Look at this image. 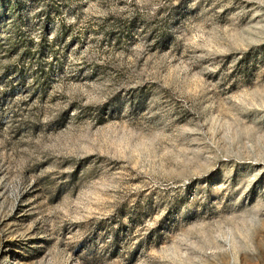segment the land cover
Returning <instances> with one entry per match:
<instances>
[{
	"label": "rangeland",
	"instance_id": "374dc122",
	"mask_svg": "<svg viewBox=\"0 0 264 264\" xmlns=\"http://www.w3.org/2000/svg\"><path fill=\"white\" fill-rule=\"evenodd\" d=\"M0 264H264V0H0Z\"/></svg>",
	"mask_w": 264,
	"mask_h": 264
}]
</instances>
